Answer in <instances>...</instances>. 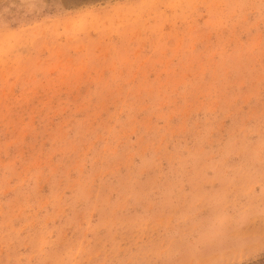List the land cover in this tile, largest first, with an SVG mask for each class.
<instances>
[{
    "label": "rangeland",
    "instance_id": "rangeland-1",
    "mask_svg": "<svg viewBox=\"0 0 264 264\" xmlns=\"http://www.w3.org/2000/svg\"><path fill=\"white\" fill-rule=\"evenodd\" d=\"M0 264H264V0H0Z\"/></svg>",
    "mask_w": 264,
    "mask_h": 264
}]
</instances>
